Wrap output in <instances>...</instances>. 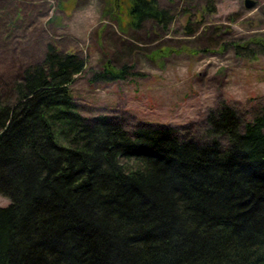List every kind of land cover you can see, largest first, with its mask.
<instances>
[{
	"label": "trees",
	"instance_id": "trees-1",
	"mask_svg": "<svg viewBox=\"0 0 264 264\" xmlns=\"http://www.w3.org/2000/svg\"><path fill=\"white\" fill-rule=\"evenodd\" d=\"M126 10L135 29L175 19L158 0ZM110 63L94 78L134 74ZM87 66L48 42L0 81V264H264V107L245 124L211 109L201 140L130 132L80 111L71 84Z\"/></svg>",
	"mask_w": 264,
	"mask_h": 264
},
{
	"label": "rangeland",
	"instance_id": "rangeland-1",
	"mask_svg": "<svg viewBox=\"0 0 264 264\" xmlns=\"http://www.w3.org/2000/svg\"><path fill=\"white\" fill-rule=\"evenodd\" d=\"M158 1L174 13L168 30L151 20L135 29L128 0H0V81L53 42L88 59L71 84L87 117L108 115L130 132L170 126L200 140L207 115L223 104L251 121L264 107V0L252 8L245 0ZM108 60L134 74L95 79ZM10 203L0 194V207Z\"/></svg>",
	"mask_w": 264,
	"mask_h": 264
},
{
	"label": "water",
	"instance_id": "water-1",
	"mask_svg": "<svg viewBox=\"0 0 264 264\" xmlns=\"http://www.w3.org/2000/svg\"><path fill=\"white\" fill-rule=\"evenodd\" d=\"M255 1L254 0H245V5L247 8H252L255 6Z\"/></svg>",
	"mask_w": 264,
	"mask_h": 264
}]
</instances>
